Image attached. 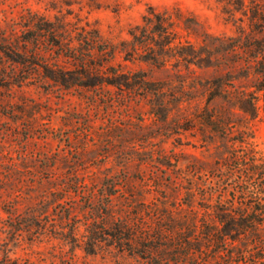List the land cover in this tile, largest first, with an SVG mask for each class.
I'll list each match as a JSON object with an SVG mask.
<instances>
[{
    "label": "rangeland",
    "instance_id": "obj_1",
    "mask_svg": "<svg viewBox=\"0 0 264 264\" xmlns=\"http://www.w3.org/2000/svg\"><path fill=\"white\" fill-rule=\"evenodd\" d=\"M263 59L264 0H0V264H253L219 228L264 173Z\"/></svg>",
    "mask_w": 264,
    "mask_h": 264
},
{
    "label": "trees",
    "instance_id": "obj_2",
    "mask_svg": "<svg viewBox=\"0 0 264 264\" xmlns=\"http://www.w3.org/2000/svg\"><path fill=\"white\" fill-rule=\"evenodd\" d=\"M153 17H156L158 20L155 22ZM143 21L144 24L137 25L130 31V35L132 37L133 46L145 48L150 54L149 59L156 60V47L162 52L166 50L165 48L171 50L178 46L172 45L174 43V38L171 37V32L168 30L166 24H164V19L160 13H155V11L151 9L149 14L144 16ZM184 54L183 51L179 52L180 56H184ZM260 73L262 78L259 81L258 89L262 90L264 89V59L260 61ZM58 74L60 77H53L56 80H61L65 84L68 78L67 76H69L70 73L58 71ZM75 82L78 84H93L88 81ZM252 99H257V97L252 96L249 100L252 108L243 110L254 115L256 112V105ZM207 122L210 125H214L216 120H212L208 117ZM242 173L243 174L239 175L240 180L241 178L242 180L237 189L238 195L233 192V198L238 197L242 203L238 206L235 216H231V214L228 216L225 215V218L220 220L222 227L219 228V230L225 236H228L225 238H231L233 241L244 236V240L241 242L243 243L242 245L246 247V252L253 250L258 251V256H254V259H252L254 261L253 264H264V197H259L261 193L264 195V186H262L264 182V176L262 174L264 173L250 172L247 170L242 171ZM217 207L221 212L226 210V204L222 203V201L218 203ZM116 237L119 238V240H122L123 237L126 240H133L129 235ZM223 242L222 246L228 245V241ZM240 253L243 254V256L246 255L243 251ZM242 260L243 259H241V261Z\"/></svg>",
    "mask_w": 264,
    "mask_h": 264
}]
</instances>
